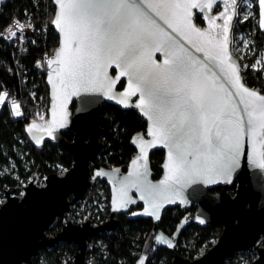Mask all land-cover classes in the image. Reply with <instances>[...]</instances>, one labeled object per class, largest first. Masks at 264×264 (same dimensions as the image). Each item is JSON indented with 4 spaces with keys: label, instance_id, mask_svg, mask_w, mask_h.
<instances>
[{
    "label": "snow or ice",
    "instance_id": "1",
    "mask_svg": "<svg viewBox=\"0 0 264 264\" xmlns=\"http://www.w3.org/2000/svg\"><path fill=\"white\" fill-rule=\"evenodd\" d=\"M54 3L58 11L52 24L62 34V40L48 64H57L54 71L66 95L82 89L103 91L111 99L117 83L126 77L127 87L119 94L121 102L128 107L127 101L139 93L135 107L151 122L148 135L152 139L141 140L140 144L142 158L146 162L145 144L168 148V163L164 165L167 172L159 185L144 181L145 174L135 167L138 161L133 160L134 170L120 181L115 205L130 202L127 188L137 187L143 193L141 199L149 204L143 214L159 219L163 202L175 203V197H179L183 203L182 192L188 185L231 184L232 173L240 167L244 154L245 135L253 142L252 163L264 169V151L257 153L255 149L256 143L264 147V95L243 85L237 66L228 55L227 33L235 11L233 15H227V8L221 12L222 25L216 24L217 17L208 18L209 28L204 30L194 23L192 10H210L218 0H54ZM230 3L234 10L239 7L238 0ZM259 9L264 27V0H259ZM31 27L30 22L17 21L15 28L5 31L10 37L23 40L25 30ZM182 41L191 44L196 52H205L208 60H219L223 79L235 92L220 82L221 76L213 66L192 55ZM157 53L163 57L160 62L155 58ZM110 68L119 71L111 76ZM7 96V92L0 94V106ZM19 107L12 101L16 116L22 115ZM36 127L32 124L29 131ZM47 127L48 135L52 136L54 126ZM132 142L135 144L136 140ZM95 175L104 173L97 171ZM204 222L200 220L201 224ZM157 240L162 241L163 237Z\"/></svg>",
    "mask_w": 264,
    "mask_h": 264
},
{
    "label": "water",
    "instance_id": "2",
    "mask_svg": "<svg viewBox=\"0 0 264 264\" xmlns=\"http://www.w3.org/2000/svg\"><path fill=\"white\" fill-rule=\"evenodd\" d=\"M52 1L55 7L53 20L58 11V6L54 0ZM218 4V10H213V7L210 10L205 9L203 12H198L196 9L192 10L194 23L197 27L208 30V18L212 16L217 17L216 24L222 25L223 19L220 14L226 8L228 9L227 15H233V12H236V9L232 8L230 0L228 4H225L224 0H218ZM256 6L257 24L259 29L263 30L264 27H261L259 15V0H256ZM195 14L200 15L202 23L196 21ZM234 18L235 15H233L227 33L230 62L236 64L241 82L245 87L256 91L259 95H264V91L248 85L244 81L239 59L231 51V31ZM52 20L51 25L58 34V45L50 59H54L62 40V34L52 24ZM158 22L167 31H171L166 25H163L162 21L158 20ZM214 31L221 32L222 29H215ZM222 41L223 37H221ZM182 43L192 55L213 66L217 74L221 76L220 82H223L230 91L235 92L227 80L223 79L219 60L210 61L205 52H196L187 41H182ZM155 58L158 62L163 59L160 53H157ZM228 63L229 61L226 60L225 67ZM48 67L49 70L45 74L49 96L47 117L43 121L30 120L25 124L24 131L36 147H41L44 141L60 145L70 154L72 163L62 173H47L43 184L38 185L29 180L21 187L20 196L15 193L19 190V186L10 185L5 189L2 187L4 200L0 203V264H33L32 257L37 255L40 250L50 248L60 242L75 245L70 264H97L94 255H91L87 260L88 244L93 236L100 232L105 231L111 234L119 223V214L121 213L126 214L127 218H150L152 221L151 230L134 264H140V261L145 263L152 246H163L172 252L170 264H225L227 259L237 251H254L255 256L250 264H264V244L259 245V241L264 238V169L252 163L253 142L247 135L243 138L244 154L240 158V167L232 173L231 184L197 183L188 185L182 192L184 202L181 203L179 197H175V203L164 201L158 211L159 219L143 214L146 209H149V204L146 199H141L143 193L137 187H128L127 199L130 202L117 206L113 201L121 190L120 181L134 170L132 161H138L135 167L145 174L144 181L151 185H159L167 172L164 165L168 163V148L162 144L152 146L145 144L146 162L142 158L140 144L141 140L149 141L152 139L148 135L151 122L140 109L135 107L139 93L127 101L128 107H125L124 103L121 102L119 94L124 92L127 87L126 77L121 78L122 86L119 87L121 80L117 83L111 99L103 91L86 92L82 89L77 94L66 95L58 83V77L54 71L57 64L53 63L51 66L48 64ZM118 71V69L110 68L109 75L115 76ZM53 84L56 85L55 88ZM67 91L70 93L71 89ZM238 99V97L235 98L236 102ZM104 103L114 104L121 109L135 108L146 122L145 131L134 133L130 137V143L135 148V153L125 168L120 165L107 167L97 160V156L103 147L101 140L103 127L100 124V115ZM60 123H63L64 127H59ZM32 124H36L37 127L29 131ZM49 124H52L55 129L52 136L48 135L47 126ZM63 130H70L72 138H65L61 133ZM133 139L136 140L135 144L132 142ZM37 140L40 142L37 143ZM155 149L163 150L162 171L158 177L153 176L150 165V153ZM255 149L257 153L264 151V147L259 143L255 144ZM97 171L103 172L104 175L96 176ZM94 178L104 180L109 187L108 217L98 223H93L89 218L74 222L68 213L70 206L83 199L91 180ZM232 185L234 188L230 189ZM213 187H219V189L211 190ZM131 201L135 202L132 203ZM191 203L195 205L193 213L190 216H186L185 213L172 233H167L159 227L158 223L162 212L167 207L177 205L180 208H186ZM135 205L138 207L131 209ZM65 214L61 227L54 233L47 234L46 230L52 222ZM201 219L205 221L203 224L200 223ZM191 221L199 225L221 224V231L214 242L193 258L175 251L180 231ZM157 237H163V240H157Z\"/></svg>",
    "mask_w": 264,
    "mask_h": 264
},
{
    "label": "trees",
    "instance_id": "3",
    "mask_svg": "<svg viewBox=\"0 0 264 264\" xmlns=\"http://www.w3.org/2000/svg\"><path fill=\"white\" fill-rule=\"evenodd\" d=\"M54 9L52 0H4L0 4V28L12 16L30 21L35 28L27 50L24 52H19L11 42L0 38V92L3 87H7L10 92L15 93L22 109V115L16 117L6 101L0 107V171L3 166L12 165L20 178L24 180L35 171L41 177L49 172H63L72 163L70 154L60 145L44 141L41 147H36L24 131L27 122L36 120L37 103L41 100H46L47 103L49 101L45 73L38 71L33 66V62L44 52L53 53L58 45V34L51 25ZM254 11L257 16L256 5ZM195 19L202 23L199 14H195ZM235 24L236 27H232L233 30L254 27L253 41L256 53L264 42V29L260 30L258 24L249 19L235 22ZM242 74L248 85L261 91L264 90V76L261 75L260 70L253 71L246 68ZM122 84L121 80L119 87ZM100 124L103 127L101 134L103 147L97 160L107 167L120 165L125 168L135 153L130 137L134 133L145 131V120L135 108L121 109L114 104L104 103L101 108ZM61 133L67 139L72 138L70 130H63ZM162 159V149H155L150 153V165L154 177L161 174ZM15 184H17V179L14 176L7 172H0V197L3 196V188ZM98 186L104 189L106 206L103 211H98L96 217H93L96 223L108 217L109 187L104 180L96 178L90 183L83 197L91 198L97 194ZM233 188L234 185L230 187V189ZM136 207L138 205L132 206L131 209ZM194 208V204L186 208H180L177 205L167 207L162 212L159 227L167 233H172L183 215L187 212L191 214ZM62 222V218L58 217L46 231L54 233L61 227ZM151 227L150 218H127L126 214L121 213L119 223L111 234L103 231L93 236L94 239H102L103 247L92 245L88 247L87 255L89 257L94 255L97 264H134ZM220 231V223L199 225L191 221L180 231L175 251L193 258L207 249ZM74 250V244L60 242L50 248L40 250L32 257L33 264H42V259L47 264H70ZM66 254H68L67 258ZM238 255L241 257L236 259ZM254 256L255 253L251 251H237L227 259L225 264H250ZM171 258L172 252L167 248L152 246L144 264H170Z\"/></svg>",
    "mask_w": 264,
    "mask_h": 264
},
{
    "label": "rangeland",
    "instance_id": "4",
    "mask_svg": "<svg viewBox=\"0 0 264 264\" xmlns=\"http://www.w3.org/2000/svg\"><path fill=\"white\" fill-rule=\"evenodd\" d=\"M239 7L236 9V15L233 21V26L236 27L235 22H242L245 20L255 21L257 23L258 17L255 16V5L256 0H238ZM219 4H214L213 10H218ZM247 15V19H243V16ZM253 32L254 27H246L245 29H238L231 31V51L238 57L241 71L246 70V68H250L253 71L260 70L261 75L264 76V42L260 48L257 49L255 53V46L253 41ZM258 61H262L261 63H257ZM245 65H248V67H245ZM47 102L46 100H41L37 103L35 115L36 120L43 121L47 117ZM21 112L22 109L19 107ZM27 169V168H26ZM0 172H7L10 175L14 176L17 179V186H19V190L15 191L17 195H21L22 190L21 187L26 184L29 180L33 181L34 183L40 185L42 183L41 176L35 171L30 176H28L25 180L20 178L17 171L13 168L12 165L3 166L2 170ZM58 173H62V171H59ZM92 179V181H95ZM90 187V186H89ZM88 187V188H89ZM4 200V195L0 197V201L2 202ZM95 206V208H93ZM106 206V195L104 193V189L98 186V192L91 198H83L81 200L76 201L70 206V209L68 213L71 215L72 221L76 222L79 220H84L85 218H89L93 223H96L93 221V217H96L98 211H103ZM96 213V214H94ZM188 216L191 214L188 213ZM65 215L61 216L62 221L65 219ZM58 218V217H57ZM56 218V219H57ZM55 219V220H56ZM54 220V221H55ZM47 232V231H46ZM47 234H51L47 232ZM99 246L103 247V241L102 239H94L92 238L91 242L88 244V247L91 246ZM65 257H68V254L65 255ZM241 255H238L236 259L240 258ZM89 259V256L87 255V260ZM42 264H47L45 260H41Z\"/></svg>",
    "mask_w": 264,
    "mask_h": 264
},
{
    "label": "built area",
    "instance_id": "5",
    "mask_svg": "<svg viewBox=\"0 0 264 264\" xmlns=\"http://www.w3.org/2000/svg\"><path fill=\"white\" fill-rule=\"evenodd\" d=\"M4 1V0H0V4L1 2ZM19 21L20 23H25V22H30L28 20H24V19H20L19 17L17 16H12L1 28H0V34H2L3 36V39L6 40V41H9L13 44V46H15L17 48V50L19 52H24L27 50V46H28V43H29V40L31 39V36L32 34L34 33V26L32 24L33 27L31 28H27L24 32V39L23 40H17L16 38L14 37H10L7 32L5 31L7 28L9 27H13L15 28L16 26V22ZM53 53H47V52H44L42 53L40 56H38L34 62H33V66L40 72H43L46 74V72L49 70V67H48V60L50 59V57L52 56ZM264 89V88H263ZM264 91V90H262ZM4 92H7L8 93V96L5 97V101L10 105L11 109H12V113L14 115V110L12 108V101H15L17 104H19V99L18 97L16 96L15 93H12L9 91V89L7 87H3L1 89V92L0 94L4 93ZM1 107V106H0ZM19 111L21 112L20 108H19ZM16 116V115H14ZM17 117V116H16ZM45 176L44 175L43 177H41V180H42V183L40 184H43L44 183V180H45ZM264 244V238L261 239L259 241V245H263ZM254 252V251H253ZM255 253V252H254ZM227 262V261H226Z\"/></svg>",
    "mask_w": 264,
    "mask_h": 264
},
{
    "label": "flooded vegetation",
    "instance_id": "6",
    "mask_svg": "<svg viewBox=\"0 0 264 264\" xmlns=\"http://www.w3.org/2000/svg\"><path fill=\"white\" fill-rule=\"evenodd\" d=\"M217 189H219V187H213L211 190H217ZM191 204H193V203H191ZM191 204H190V205H191ZM190 205H189V206H190ZM189 206H188V207H189ZM192 213H193V212H192ZM186 216H188L187 213H186Z\"/></svg>",
    "mask_w": 264,
    "mask_h": 264
}]
</instances>
